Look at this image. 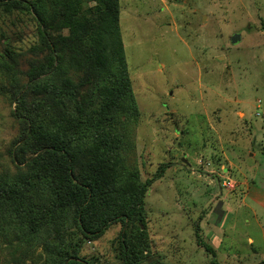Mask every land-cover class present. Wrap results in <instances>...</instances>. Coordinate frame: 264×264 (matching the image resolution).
Listing matches in <instances>:
<instances>
[{"label": "rangeland", "instance_id": "rangeland-1", "mask_svg": "<svg viewBox=\"0 0 264 264\" xmlns=\"http://www.w3.org/2000/svg\"><path fill=\"white\" fill-rule=\"evenodd\" d=\"M120 11L139 111L137 165L131 164L140 179L125 174L121 182L138 188L153 178L141 220L131 228L135 264H212L197 232L221 264H259L264 0H120ZM41 36L28 9L0 8V86L7 87L0 90V178L8 181H19L26 170L12 153L23 131L13 85L27 82L32 62L43 60ZM39 191L46 193L44 186ZM24 214L12 209L0 221V264H62L59 250L72 247L99 264H128L121 222L90 238L70 218L55 216L31 233Z\"/></svg>", "mask_w": 264, "mask_h": 264}, {"label": "trees", "instance_id": "trees-1", "mask_svg": "<svg viewBox=\"0 0 264 264\" xmlns=\"http://www.w3.org/2000/svg\"><path fill=\"white\" fill-rule=\"evenodd\" d=\"M3 6L35 15L45 56L32 62L27 82L13 85L23 131L12 153L26 170L19 181L0 178V221L12 209L20 217L25 213L34 233L54 216L70 218L90 238L121 222L124 256L135 264L131 228L141 220L153 178L138 188L121 182L125 174L140 179L133 127L139 111L121 38L120 0H0ZM197 237L212 264H221L213 247ZM58 256L62 264H99L76 247L61 248Z\"/></svg>", "mask_w": 264, "mask_h": 264}, {"label": "water", "instance_id": "water-1", "mask_svg": "<svg viewBox=\"0 0 264 264\" xmlns=\"http://www.w3.org/2000/svg\"><path fill=\"white\" fill-rule=\"evenodd\" d=\"M238 36H239V35L234 36V37H233V40H235ZM236 40H237V39H236ZM236 40H235V41H236Z\"/></svg>", "mask_w": 264, "mask_h": 264}]
</instances>
